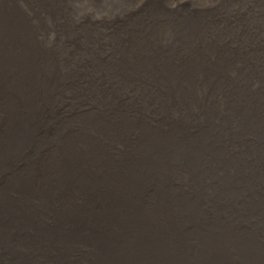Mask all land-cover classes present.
Segmentation results:
<instances>
[{
	"label": "bare ground",
	"instance_id": "1",
	"mask_svg": "<svg viewBox=\"0 0 264 264\" xmlns=\"http://www.w3.org/2000/svg\"><path fill=\"white\" fill-rule=\"evenodd\" d=\"M0 264H264V0H0Z\"/></svg>",
	"mask_w": 264,
	"mask_h": 264
},
{
	"label": "rangeland",
	"instance_id": "2",
	"mask_svg": "<svg viewBox=\"0 0 264 264\" xmlns=\"http://www.w3.org/2000/svg\"><path fill=\"white\" fill-rule=\"evenodd\" d=\"M186 1H188V0H181V3H185ZM177 3H178V2H177ZM177 3H176V4H177Z\"/></svg>",
	"mask_w": 264,
	"mask_h": 264
}]
</instances>
